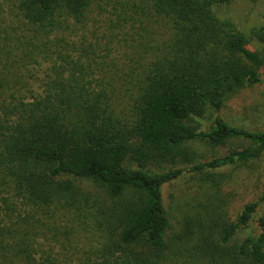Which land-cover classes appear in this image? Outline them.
I'll return each mask as SVG.
<instances>
[{"label": "trees", "instance_id": "1", "mask_svg": "<svg viewBox=\"0 0 264 264\" xmlns=\"http://www.w3.org/2000/svg\"><path fill=\"white\" fill-rule=\"evenodd\" d=\"M230 1L140 0L156 35L144 28L152 40L122 71L85 66L71 44L51 43L70 20L88 18L92 0H16L27 32L0 21V264H68L39 239L46 236L36 215L58 210L87 231L73 264H264V192L234 220L215 207L209 222L189 219L166 239L164 184L264 153V130L235 126L222 114L228 100L262 82L264 68V50L250 46L264 44V24L247 32L220 17L215 8ZM130 2L140 5L122 4ZM136 14L118 19L135 23ZM40 60L49 65L36 88L24 69ZM209 109L212 125L197 127ZM235 137L250 144L185 167H149L184 158L191 140L221 146Z\"/></svg>", "mask_w": 264, "mask_h": 264}, {"label": "rangeland", "instance_id": "2", "mask_svg": "<svg viewBox=\"0 0 264 264\" xmlns=\"http://www.w3.org/2000/svg\"><path fill=\"white\" fill-rule=\"evenodd\" d=\"M125 0H92L88 18L78 23L70 20L68 29L58 32L57 39L52 38L57 48L61 45L66 50L71 44L73 57L85 55V66L92 63L95 67L103 66L104 69L115 68L126 70L136 58L135 50L145 39L152 40V34L147 36L144 28L156 30L147 20L151 17L146 12L145 3L136 0L122 4ZM130 14L137 12L138 19L124 22L122 12ZM216 13L223 18L234 20L243 30L250 31L253 27L264 24V0H231L228 4L215 8ZM143 14V16H141ZM0 21L2 25L10 28V31L18 35L26 33L27 26L23 24L21 13L16 0H0ZM160 24L163 25L161 22ZM148 30V31H149ZM126 31V32H125ZM160 32L165 33L162 27ZM155 33V34H154ZM50 43V44H51ZM59 45V46H58ZM250 46L255 50H264V44L253 40ZM54 48V46H53ZM59 49V48H58ZM31 63L24 69L28 82L39 87L48 70V61ZM39 90V89H38ZM222 114L233 125L249 130H264V68L261 83L249 86L227 101L222 108ZM214 119L212 109L205 116L194 120L197 127L208 129ZM250 141L244 137L229 139L224 145L211 146L208 143L195 139L186 143L187 150L184 158H178L176 162L155 161L149 165L153 171L163 170L170 166L185 167L194 162L209 160L221 156L232 149L247 147ZM87 190L93 191V185L84 182ZM264 192V153L254 161L238 162L213 170L201 172H183L176 179L164 184L163 197L169 218V228L166 239L170 242L173 237L183 232V225L189 219L195 222L200 219L209 222L211 209L217 207L226 215L224 218L234 220L241 208L249 201L258 199ZM259 213L264 212V201L260 204ZM39 223L45 230V236L39 238L44 247H53L54 252L59 253V258L65 259L68 264L77 262L82 249L85 247L87 231L77 226L73 214L70 211H53L46 216L40 213ZM46 217V218H45ZM41 219V220H40ZM255 226V223H254ZM217 228V227H216ZM81 230V231H79ZM217 230V229H216ZM250 229H242L237 239H242ZM174 264H184L183 258Z\"/></svg>", "mask_w": 264, "mask_h": 264}]
</instances>
